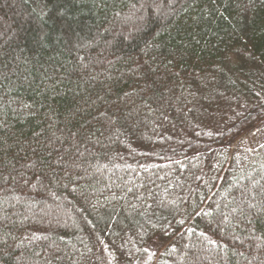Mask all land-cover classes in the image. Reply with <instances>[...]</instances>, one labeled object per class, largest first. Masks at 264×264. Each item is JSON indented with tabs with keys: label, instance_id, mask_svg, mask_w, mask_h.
Masks as SVG:
<instances>
[{
	"label": "trees",
	"instance_id": "1",
	"mask_svg": "<svg viewBox=\"0 0 264 264\" xmlns=\"http://www.w3.org/2000/svg\"><path fill=\"white\" fill-rule=\"evenodd\" d=\"M0 264H264V0H0Z\"/></svg>",
	"mask_w": 264,
	"mask_h": 264
}]
</instances>
